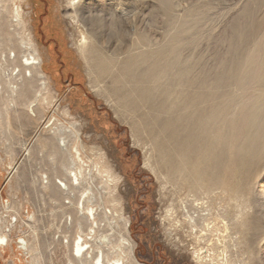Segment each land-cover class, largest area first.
Wrapping results in <instances>:
<instances>
[{"label":"rangeland","instance_id":"rangeland-1","mask_svg":"<svg viewBox=\"0 0 264 264\" xmlns=\"http://www.w3.org/2000/svg\"><path fill=\"white\" fill-rule=\"evenodd\" d=\"M26 43L48 104L0 128V213L11 210L0 220L12 230L0 264H82L72 243L91 235L87 208L98 224L87 241L111 260L264 264V0H0V73L25 72ZM196 75L206 113L183 157L174 138ZM196 147L203 162L189 161ZM57 228L71 239H53Z\"/></svg>","mask_w":264,"mask_h":264},{"label":"bare ground","instance_id":"bare-ground-1","mask_svg":"<svg viewBox=\"0 0 264 264\" xmlns=\"http://www.w3.org/2000/svg\"><path fill=\"white\" fill-rule=\"evenodd\" d=\"M12 14L14 15V18H18L21 21V10L20 7H16L15 10H12ZM26 48L30 51L29 54H27L25 57V61L22 62V67L25 70L23 73L21 69H18L16 74L12 73H0V128L4 129L3 126H9V120L8 115L10 112H18L20 110L28 111V113L32 117H36V112L41 106V104H44L45 101L48 104L47 97H45V93L47 88V82L45 81V76L43 73L39 72V69L42 68V58L40 57L37 48L33 44L26 43ZM12 53V52H11ZM12 55V54H11ZM4 56L3 59L6 60L7 58H10L11 56ZM37 75V78L39 80V89L34 90L32 87H29V90H26V84L25 80L27 82H31L33 77ZM202 88L203 84L199 79V75H196L193 77L192 80L189 81L186 87V101L183 103V106H181V110H184L186 113V124L182 126L180 129V133L184 132V137H175L174 142L178 139L180 143L184 146V149L181 151L177 150L176 155L178 156H185L186 152L189 153V151H192V146L195 144L194 139L190 138V133H197L202 128V122H204V115L206 113L205 107H204V97L202 94ZM59 132L51 131L54 135L59 136L57 137V142L59 149L63 153H67L72 159L74 160L73 153L71 152V145L68 140V136L66 132H63L62 130ZM66 131V130H65ZM186 132V133H185ZM57 133L59 135H57ZM199 138V135L197 136ZM192 139V142L190 141ZM11 148V147H9ZM174 152V150H172ZM196 151V154H194V158L190 156V160L195 163H199L200 161L203 162V159H201L200 155V147L197 149V147L194 149V152ZM27 154H30V150L27 151ZM182 157V158H183ZM185 159V158H184ZM195 159V160H194ZM185 159L181 160L182 165L185 164ZM74 167H69V174L68 179L70 177L72 184L74 183V180L76 182L80 181L79 175L76 173V164L75 161H73ZM72 165V164H71ZM73 175V177L71 176ZM46 180V178H45ZM44 180V183L47 182ZM64 179V180H58V184L62 186L66 191L67 194L70 193V186L71 181ZM78 184V183H77ZM69 192V193H68ZM72 198V197H71ZM70 203V202H69ZM81 211L84 210V204L80 207ZM86 214L90 215L89 221H90V233L96 234L95 230L97 229V222L95 218V214L93 212V209L87 208ZM108 211V210H107ZM84 214V212H82ZM127 227V224H126ZM87 235L85 232L81 231V234L78 236V239L73 240L72 243V253H76V255L83 257L82 264H124L123 261V255H116L113 260L109 259L106 254L101 250L99 247H94L92 242L91 244L88 243L87 240H92V237L87 238ZM85 236V237H84ZM85 238V239H84ZM102 238V237H101ZM105 239V238H104ZM2 241V244L6 242L8 239H0ZM10 241V239H9ZM97 249V252L95 251ZM127 247L123 246V249H121V253H125L127 251ZM126 254V253H125ZM77 257V256H76ZM80 260V259H79ZM138 263V262H136ZM139 264V263H138Z\"/></svg>","mask_w":264,"mask_h":264},{"label":"built area","instance_id":"built-area-1","mask_svg":"<svg viewBox=\"0 0 264 264\" xmlns=\"http://www.w3.org/2000/svg\"><path fill=\"white\" fill-rule=\"evenodd\" d=\"M42 179L43 180H45V176H43L42 178H41V183H42ZM47 180V179H46ZM62 187V186H61ZM63 188V187H62ZM64 189V188H63ZM65 190V189H64ZM73 201V199L72 198H69L68 200H66L65 201V206H66V208L68 209L70 206H72V204H71V202ZM70 202V203H69ZM7 207H10V205L9 204H7V205H4L3 206V211H2V213H0V217L2 216L3 218H5L6 220H10L11 218V216L10 215H8L9 213H10V211L11 210H7L6 208ZM5 213V214H4ZM27 219L29 220V221H31L32 219H29V217H27ZM64 226L66 227V228H70V227H72V225H73V217H72V215L71 214H66L65 215V218H64ZM17 223H18V220H17ZM3 224V222L0 220V225H2ZM24 224H26L25 222H24ZM27 225V224H26ZM5 231V230H4ZM91 235H87V238L88 237H90ZM66 237H68L69 239H71L68 235H64L63 234V232L59 229V228H57V231H55L54 232V234H53V239H66ZM85 237V236H84ZM25 238V237H24ZM85 239V238H84ZM73 255L74 256H78V255H76V253H73ZM78 257H80V256H78Z\"/></svg>","mask_w":264,"mask_h":264},{"label":"flooded vegetation","instance_id":"flooded-vegetation-1","mask_svg":"<svg viewBox=\"0 0 264 264\" xmlns=\"http://www.w3.org/2000/svg\"><path fill=\"white\" fill-rule=\"evenodd\" d=\"M5 230V231H4ZM2 231H3V233H2ZM11 229H9V228H7L6 227V225H1L0 226V239H8V240H6V242H4L3 244H2V241L0 240V246H1V248L2 249H6V248H8V246H9V239H11ZM18 240H19V248L20 249H22V247H23V243H24V241L23 240H21V238H18ZM6 253V251H3V252H0V254H5ZM16 260V261H15ZM14 261L15 262H17L18 260L16 259V257L14 258Z\"/></svg>","mask_w":264,"mask_h":264}]
</instances>
